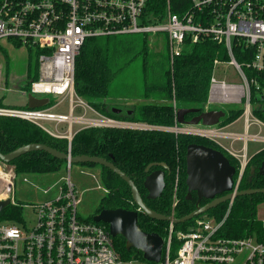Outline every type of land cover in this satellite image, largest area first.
I'll return each instance as SVG.
<instances>
[{
  "label": "built area",
  "instance_id": "obj_1",
  "mask_svg": "<svg viewBox=\"0 0 264 264\" xmlns=\"http://www.w3.org/2000/svg\"><path fill=\"white\" fill-rule=\"evenodd\" d=\"M155 0H0V40L27 47L38 59L39 77L30 92L38 97L69 98V113L49 107H0V115L28 120L55 137L71 143L73 124L140 130H167L209 138L240 162L234 192L249 161L247 140L264 141V122L253 114L252 95L264 98V0H164L163 10ZM144 34L168 40L170 59L181 54L188 43L209 39L225 46L228 60L214 61L206 107L240 104L244 108L245 133L228 132L225 127L185 125L159 126L107 116L94 110L75 89L76 58L90 37ZM253 48L248 61L239 62L235 46ZM221 65L233 67L242 83L218 75ZM249 72H248V71ZM49 103V104H50ZM81 109L75 115L76 109ZM90 111L93 115H90ZM52 123V125H50ZM67 123L66 132L57 127ZM252 125L258 131L250 133ZM231 138L230 146L224 139ZM245 140L242 148L233 146ZM245 152V153H244ZM70 156V154H69ZM69 171L70 159L66 160ZM18 174L14 166L0 168L3 186L0 199L16 204L14 187ZM178 175L174 189L176 204ZM107 192V189H105ZM234 200V199H233ZM230 201V205L233 203ZM79 198L71 178L59 183V194L33 208L31 226L20 221H0V264H137L124 260L114 247L109 228L79 217ZM23 207V206H22ZM226 217L217 222L204 217L188 230L176 232L179 241L173 253L174 223L165 240L162 258L154 264H264V240L257 234L232 237L220 232ZM254 239L256 240L254 243Z\"/></svg>",
  "mask_w": 264,
  "mask_h": 264
},
{
  "label": "trees",
  "instance_id": "obj_2",
  "mask_svg": "<svg viewBox=\"0 0 264 264\" xmlns=\"http://www.w3.org/2000/svg\"><path fill=\"white\" fill-rule=\"evenodd\" d=\"M154 4L159 10H163L165 6L164 0H155ZM161 43V49L151 50L149 37L144 34L88 38L76 58L77 94L101 114L168 127L176 124L179 108H199L201 111L218 109L213 106L207 108L206 105L214 61L216 59L226 61L229 58L225 46L209 39L188 43L172 62L168 40L164 39ZM1 49L4 50V47ZM234 52L237 60L243 63L251 58L253 48H246L244 45L235 46ZM133 68H137V71L132 72ZM38 77V64L35 69L29 67L22 85L24 90L30 92L32 81ZM114 99H141V101L124 105L114 103ZM251 100L255 105L256 102L261 104L253 107V114L264 122V98L261 99L253 94ZM51 105L50 103L44 107ZM0 107L25 108L28 105H9L4 102V96H0ZM113 108H121L122 112L115 113ZM243 112L242 106L228 109L218 126L230 125L240 118ZM192 115L189 114L190 117ZM31 143L46 144L72 156L87 154L107 158L133 179L144 203L149 208L165 215L174 214L178 218L189 214L198 205L210 201L200 198L197 190L192 192L191 198H187L186 152L189 144H204L221 150L237 168L235 179L240 167L239 160L219 144L198 135L176 134L157 129L86 126L77 130L69 143L67 138L55 137L28 120L0 115V153L7 154ZM263 160L264 148L249 158L239 190L264 188V175L260 173ZM65 161L45 150L33 149L20 154L8 164L15 167L18 175L45 174L58 171ZM81 164L98 167L101 170V179L107 192L101 198L97 213L105 208L137 210L138 224L142 230L158 233L164 239L168 237L170 222L153 219L142 211L133 198L129 184L117 173L95 162ZM159 168L165 169L166 186L160 196L149 199L143 183L149 173ZM177 175V196L174 205ZM262 204H264V193L237 196L231 205L230 201L223 202L191 220L174 224L173 253L179 246L176 232L188 230L204 217L213 218L217 222L226 217L220 227V232L224 235L244 237L254 233L260 240H264V219L258 216V209ZM22 210V205L19 203L10 204L0 212V221H20ZM87 220L94 221L93 217ZM97 223L108 228L107 223ZM113 243L122 259H140L149 262L137 249L128 250L126 239L122 235L113 237ZM150 263L154 264V262Z\"/></svg>",
  "mask_w": 264,
  "mask_h": 264
},
{
  "label": "water",
  "instance_id": "obj_3",
  "mask_svg": "<svg viewBox=\"0 0 264 264\" xmlns=\"http://www.w3.org/2000/svg\"><path fill=\"white\" fill-rule=\"evenodd\" d=\"M49 103V97H38L31 92L27 94V105L29 108L44 107ZM113 111L119 114L122 112V109L113 108ZM188 114L196 115L188 120L186 119ZM225 115L226 112L222 109L201 111L199 108H179L177 111V122L185 125L202 124L204 126H214L219 124L221 118ZM33 149L45 150L59 159H70L72 163L95 162L110 168L129 184L133 198L142 211L153 219L166 220L174 224L191 220L194 217L206 213L220 203L235 199L237 196L264 193V188H248L234 192L237 168L231 164L229 158L221 150L204 144L191 143L188 145L186 152L187 198H191L192 192L197 190L199 191L200 198L210 199V201L204 205H198L189 214L178 218L174 214L165 215L149 208L144 203L133 179L116 166L114 162L104 157L87 154L69 156V154L60 152L49 145L31 143L23 145L7 154L0 153V160L3 163H9L20 154ZM260 173L264 175V160L260 167ZM143 185L148 191L147 197L149 199H155L160 196L166 186L165 169L159 168L149 173ZM10 204V198L0 199V212ZM138 218L139 214L137 210L124 208H105L93 216L94 221L108 224L110 234L113 237L122 235L126 239V247L128 250L135 248L143 253V257L147 261L159 262L162 258L165 240L158 233L142 230L138 224Z\"/></svg>",
  "mask_w": 264,
  "mask_h": 264
},
{
  "label": "rangeland",
  "instance_id": "obj_4",
  "mask_svg": "<svg viewBox=\"0 0 264 264\" xmlns=\"http://www.w3.org/2000/svg\"><path fill=\"white\" fill-rule=\"evenodd\" d=\"M162 40L156 37H149L150 49L153 48L161 49ZM4 47V50L1 49ZM7 52V54H6ZM38 64L37 55L32 51L30 52L27 47H17L11 41L0 40V96H4V102L9 105L20 106L27 104V94L28 91L24 90L23 83L27 77L29 67L35 69ZM133 71H137V68H133ZM218 75L221 78H226L227 81L242 83L241 79L233 73V67L228 65H221L218 70ZM43 97V96H41ZM51 103L54 104L61 101L60 105L55 107L53 111L60 113H69V98L66 99L64 96L54 97L51 96ZM139 100H119L114 99L113 102L116 104H127L132 105ZM240 104H223L215 105L218 109H222L228 112L230 108H238ZM125 109V108H124ZM81 109L77 108L75 110V115L80 114ZM90 115L93 113L90 111ZM52 125V123H50ZM57 129L60 132L66 130L67 123H63ZM81 126H87L85 124H73V131H76ZM62 127V128H61ZM225 127V126H224ZM228 132H238L245 133V118L241 116L236 121L231 123L229 126L225 127ZM258 131L257 125H252L249 129L250 133H255ZM262 135H264V129L262 130ZM225 145L230 146L232 140L231 138L224 139ZM245 140L235 141L233 146L240 149L244 146ZM264 148V141H254L247 140L246 152L248 158H250L254 153ZM245 153V152H244ZM8 163H3L0 161V168H9ZM66 177H70L72 183L75 185L76 193L79 198V203L77 205V213L82 219H89L97 213V208L100 205L101 198L106 194L103 181L101 179L100 168L91 167L81 163H72V169L69 171L67 168V162L65 161L62 167L55 172L40 174H19L15 187L14 194L17 203L22 205V220L21 225L25 222L28 226H31L35 220L36 214L32 207L27 205L38 204L44 202L48 199H54L59 194V183ZM3 186V181L0 180V191ZM258 216L264 219V204L259 206ZM254 239V243H255ZM137 264H151L150 262L142 261L137 259Z\"/></svg>",
  "mask_w": 264,
  "mask_h": 264
},
{
  "label": "crops",
  "instance_id": "obj_5",
  "mask_svg": "<svg viewBox=\"0 0 264 264\" xmlns=\"http://www.w3.org/2000/svg\"><path fill=\"white\" fill-rule=\"evenodd\" d=\"M53 109H54V108H53ZM60 125H62V127L65 126V125H63V124H60ZM60 125H59V126H60ZM227 126H229V125H227ZM227 126H225V127H227ZM62 127H61V128H62ZM83 127H86V126H81V127H79L77 130H79V129L83 128ZM66 130H67V127H66ZM66 130L63 131V132H66ZM77 130H76V131H77ZM76 131H74V133H75Z\"/></svg>",
  "mask_w": 264,
  "mask_h": 264
},
{
  "label": "flooded vegetation",
  "instance_id": "obj_6",
  "mask_svg": "<svg viewBox=\"0 0 264 264\" xmlns=\"http://www.w3.org/2000/svg\"><path fill=\"white\" fill-rule=\"evenodd\" d=\"M194 115H196V114H193L191 117L189 116V114L186 116V119H191Z\"/></svg>",
  "mask_w": 264,
  "mask_h": 264
}]
</instances>
